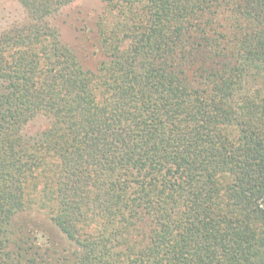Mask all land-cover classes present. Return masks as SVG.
I'll list each match as a JSON object with an SVG mask.
<instances>
[{"label":"trees","instance_id":"obj_1","mask_svg":"<svg viewBox=\"0 0 264 264\" xmlns=\"http://www.w3.org/2000/svg\"><path fill=\"white\" fill-rule=\"evenodd\" d=\"M16 1L0 264H264V0H99L94 69L48 20L74 0Z\"/></svg>","mask_w":264,"mask_h":264},{"label":"rangeland","instance_id":"obj_2","mask_svg":"<svg viewBox=\"0 0 264 264\" xmlns=\"http://www.w3.org/2000/svg\"><path fill=\"white\" fill-rule=\"evenodd\" d=\"M102 9L103 4L99 0H74L48 18L59 31L61 41L72 49L84 68L94 69L103 57L97 45L95 29V22ZM25 19L26 13L19 2L0 0V33ZM44 124V118L39 116L25 127V131L32 133ZM36 220L37 223L44 221L45 228L46 219L42 215H38Z\"/></svg>","mask_w":264,"mask_h":264}]
</instances>
